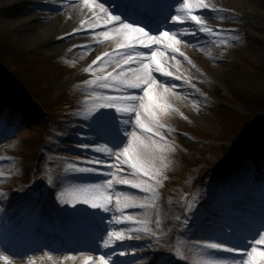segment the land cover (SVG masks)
<instances>
[{
  "label": "rangeland",
  "instance_id": "rangeland-1",
  "mask_svg": "<svg viewBox=\"0 0 264 264\" xmlns=\"http://www.w3.org/2000/svg\"><path fill=\"white\" fill-rule=\"evenodd\" d=\"M3 2H9L6 12L9 10L20 12L22 8L32 9L36 6H47L52 0H0V4ZM222 2L230 9L232 14L235 13V15L228 18H234L233 20L221 25L223 28H226L225 32L231 33V29L242 28V26L249 27L251 30L249 33L253 40L249 44H239L237 46L238 50L234 51L236 53L233 52L232 56L228 47L219 46L218 48L222 53V57L227 63L222 61L219 66L213 64V66L210 65L209 67L207 64L206 66L200 64L208 73L210 76L209 79L212 82L218 80L222 84L220 92L216 89L214 91L209 88L210 94L214 96L216 103L221 106L217 109L215 107L211 108L213 104L211 101L208 102L202 96L201 99L199 96H196L194 99H196L199 109L202 110L200 117L202 115L204 116L196 120L197 124L193 121L194 113L191 112V109L194 107L192 108L188 105L179 104L173 106V110H166L161 116L164 122L176 134L177 137H175L174 144L183 156L187 151L193 154H201L202 143L211 141L219 136L223 128L222 123L223 117L226 116L224 115L225 112L228 115L229 111L235 110L245 116L259 118L261 120L264 119V108H257L245 100V98L261 95L264 91V73H262L263 76L259 74L264 67V0H223ZM253 16L258 20L253 21ZM5 18L6 15L4 12L3 16L0 12V35H2V38L6 34L12 40L26 48L27 51L35 52L36 54L43 53L44 57L49 58L51 61L47 60L45 70L43 71H41V67H38L40 64L36 63L38 66H36L35 70L41 71L40 77L34 74L26 75L23 73V75H20L13 66H10L15 64V62L24 63V61L10 60V54L4 52L6 48L3 46L5 50H2L0 47V61L8 66V68H12L10 74L15 76L18 81L27 87L30 85V81L36 83L39 88L37 95L40 96V98L35 99L34 97L31 98L30 96L22 94L21 88L18 87L19 85L12 82L10 74H0V92L7 96L2 98V109L0 110V199L5 201L6 206L4 209L7 210L2 212L11 213L14 218L19 217L21 222L24 221L22 212L36 206L38 213L46 214L51 219L62 216L63 214L60 213H64L66 207L71 208L76 206L79 209L78 212L81 213L79 215L90 213L95 210L90 204L84 207V212L80 207L82 203L75 205L72 203H61V193L64 194L63 199L70 200L79 191V189H68L64 187L63 184L58 182V178L65 171L66 164L64 163L68 162V157H71V155L77 152H81L71 148L72 146L69 145H71L70 143L81 145L79 144L80 142L75 141V138L80 135L75 133L71 126L82 124L75 117L66 116L68 117L67 119L60 117L61 112H58V110H61L62 106L70 102L67 101L70 100L68 94L65 96L61 94H65L67 91L75 88L81 89L75 92L73 91L70 95L73 98L71 102L73 105H76L78 102L79 105H68L69 108L71 110H79L78 107L80 105L87 104L94 107L95 104L91 103L90 96H95L94 99L96 97L98 98L97 91L99 89L92 87L93 85L98 86L99 83L91 84L89 81H98L99 77L94 73L90 74L89 72L85 74L81 72V65L76 62L77 64L75 66V61L71 57H68L69 55L67 54H52L43 46L33 48V44L28 40H23V38L21 40L17 37V28L10 27V20H4ZM228 36H231L229 38L230 43L245 40L243 35L235 33ZM188 54L191 55L190 53ZM195 64L197 63L193 60V63H187L185 66L180 63L177 64L176 61L174 65L181 69L184 76L187 74L185 76L186 85L192 92L197 94L196 92L200 93L199 86L201 87L200 82L203 78L198 72H195ZM3 76L8 78V82ZM190 78L196 79L197 82L194 83ZM198 82L199 86L197 85ZM93 89L97 91H93ZM10 104L16 106L14 110L17 114L14 112L16 114L14 123L12 120L7 122L5 118L1 117V114L4 113ZM22 118H26V120L23 122ZM50 122L58 124L59 127L56 130L50 129ZM59 129L65 132L70 138L63 136L59 132ZM47 136L59 137L58 139L61 141V145L48 144L45 140ZM164 139L169 141L168 143L173 142L165 137ZM226 152L223 149L220 150V157L224 156ZM217 153L219 154V152ZM145 159L151 161V167L153 169L161 170L163 176L169 175L171 172L174 176L172 178L183 179L188 172H192L190 174L191 176L198 174V172L191 171L190 169V171L182 172L186 166H181L183 169H177L176 165H174L173 155L167 150L161 155L154 156L150 149ZM123 170L128 171L127 169ZM124 177L130 180L146 179V177L137 178L134 175ZM49 180L52 183H49ZM146 180L156 192L154 197L150 193L151 197L146 200L158 204L159 193H162L161 196L164 198L163 194L166 191L165 189H161L160 183L156 184L152 179ZM201 188L199 194H204L208 190L207 186ZM199 194H197V197H200ZM134 197L136 196L128 194L123 198L129 200ZM133 200L136 203L140 202V200L145 201L144 197L140 198V196ZM167 200H170V198H167ZM188 200L196 202L195 197L188 198ZM133 217L135 218V216ZM18 226H21V224ZM186 226H189V221ZM140 240H148L147 235H142ZM150 244H152L150 241H142L134 247L139 249V253H141L145 245H148L150 249L152 247ZM180 244V255L183 257L185 254H188V257L183 261L175 259L172 264H208L210 257L209 249L205 254L203 247H195L188 242H181ZM260 251H264V248L261 247ZM39 255L41 264H87V261L84 259L61 256L49 251L39 253ZM153 258L154 256H148L147 259L150 260L148 262L157 264V262L152 260ZM262 258L257 253V264L264 262ZM22 261L19 258L15 260L16 263ZM11 262L15 263L14 261Z\"/></svg>",
  "mask_w": 264,
  "mask_h": 264
},
{
  "label": "snow or ice",
  "instance_id": "snow-or-ice-1",
  "mask_svg": "<svg viewBox=\"0 0 264 264\" xmlns=\"http://www.w3.org/2000/svg\"><path fill=\"white\" fill-rule=\"evenodd\" d=\"M90 0H84L85 5H89ZM210 8L208 4H205L203 0H198L197 3H190V0H183V2L177 8V14L172 17V20L184 24L186 22H192L197 26L195 31L205 34H213V29L203 23L196 15H193V9ZM99 9V12L96 11ZM211 9H215V6H211ZM216 10V9H215ZM92 14L95 17V22L89 20L87 23L89 28L96 31L97 25L103 21L105 31H100L99 36L103 37L104 41H115L118 51L113 53L111 51L97 56L89 66V71L93 70V66L99 62L101 65H110L115 63L116 67L112 71H106V74L99 77L97 80L89 81L91 84L99 83L100 91H97L98 99H94L91 103L95 104L97 108H114L117 112L130 114L132 131L127 133L128 140L126 144L119 150L113 151L107 145L103 144L95 148L96 152L105 153L110 157H115L117 163L109 165V175H114L112 169L120 166H128L132 170V175L137 178L149 177L153 179V182L158 184L155 180L157 173L153 171L151 167V161L146 160L145 157L151 149L154 156L161 155L167 148L168 142L164 139L162 129L164 125L161 123L160 117L166 110H173V98H180V93L175 91L176 84L165 83L158 80L156 73L163 76H174V71L170 69L173 65L169 61H176L177 64L180 61L177 56L183 57L187 63L191 64V60L185 56L181 51V45H188L195 47L198 44L196 42H188L180 39V35L195 34L193 29L188 27L179 28L178 32L161 31L158 34H151L143 27L133 25L124 21L121 17L113 15L103 3H97L95 8L92 9ZM83 26V25H82ZM78 31V30H77ZM222 31V30H221ZM142 46V47H139ZM85 48H90L92 45H85ZM143 49H148L144 51ZM135 53V55H132ZM166 53L168 59H165ZM176 79L181 77L176 76ZM114 89L127 93L128 89H139L142 95H125L123 97H110L105 94L104 90ZM91 113L84 114L85 118H88ZM134 117V123H133ZM143 117V119H142ZM129 121H126V123ZM155 137V139L153 138ZM148 141L146 143L145 141ZM83 147H88L83 145ZM81 161L82 158L78 157ZM88 164H100L103 161L97 159H89L85 161ZM74 171L89 172L96 171L92 167L77 166L76 162L71 165ZM123 169L121 168V171ZM49 183H52L49 180ZM115 184L131 185L133 188L142 189L145 193H152L154 197L156 192L151 184L146 179L130 180L127 178L117 177L115 181L106 180L103 182L108 189L115 192ZM63 193H61V203L63 204H77L86 203L90 204L93 208H100L104 211H110L111 197L103 194L100 185L87 184L83 185L77 194L73 195L71 199H63ZM122 202L117 200L119 206ZM124 208L139 207L141 209L147 208V204H135L125 199L123 201ZM115 223H120L119 217H114ZM124 220L133 221L131 215L124 216ZM176 220L179 221L180 217L177 216ZM112 223L111 221L109 222ZM188 221L185 218L183 221V227L187 225ZM125 232L129 233L131 237L140 239L142 235L149 234V230L144 228L141 230L121 229L120 231L108 232L107 239H103V246L105 248L111 246L115 241H123L127 239ZM264 244V233L259 235L258 239L252 241L251 251L244 250L243 259L230 262V261H217L209 260L208 264H257L256 255L257 248ZM225 246L215 241H205L203 245V251L206 254L208 249H221ZM227 251H241L238 249L226 248ZM122 255L124 253H121ZM260 255H264L261 253ZM245 256L247 259L245 260ZM108 260L111 257H107ZM0 259L5 262H9L10 256L6 255L3 251H0ZM106 256L101 255L99 264H108ZM95 264V261H93Z\"/></svg>",
  "mask_w": 264,
  "mask_h": 264
},
{
  "label": "bare ground",
  "instance_id": "bare-ground-1",
  "mask_svg": "<svg viewBox=\"0 0 264 264\" xmlns=\"http://www.w3.org/2000/svg\"><path fill=\"white\" fill-rule=\"evenodd\" d=\"M62 1L67 2L61 3L59 6H57L56 3ZM194 1L196 3L198 2V0ZM221 1L223 0H218L216 3L225 6ZM203 2L209 5V0H203ZM8 4L9 2H3L2 4H0V12L2 16L3 12L6 15V18L4 20H10V27L17 28V37L19 39L22 40L23 38V40H28L33 44V48L43 46L48 51L52 52V54H69L70 56H72L73 60L81 65V71L84 73L89 72V66L92 65V62L96 59L97 56H103L104 53L111 51L113 53V58H115V53L121 51L120 49H117V45L114 40L104 41L103 37L99 36L100 31L107 30L103 25V21H101L97 25L96 31H93L89 28L87 22L89 20L95 22V17L92 14V9L95 8V5L93 6L91 2L89 3V5H85L83 0H53L50 7L34 8L31 10L24 9L20 12H14L11 10L6 12ZM96 11L99 12L98 9H96ZM252 20L254 21L258 19H255L253 16ZM85 45H92V47L85 48ZM191 51L195 52V55L199 59L204 58L215 60L220 55L216 51H213L212 49L204 46H195L191 48ZM132 55H135V53H132ZM166 59H168L167 56ZM169 63H171V61H169ZM115 67L116 64L114 62L110 65H101L99 62H97V64L93 66V70L91 72H95L100 76L106 74V71H112ZM157 78L162 82L168 83L167 81L162 80L163 78L158 75ZM170 84H176L177 88L175 89V91L181 94L180 98L178 99L174 97L173 102H179L180 104L186 103L190 106H193L194 108L198 106L193 98L194 95L191 91H189L188 88L181 86L173 80H171ZM197 110L200 109L197 108ZM193 113L196 114H193V121L195 123L197 119H201V117H204L203 115L200 117L201 114H198L195 111H193ZM10 114L11 116L9 120H11V118L13 117V112H11ZM74 115L76 116L77 114ZM112 115L120 118L126 116L124 113L120 112H115ZM120 118L117 119V121L122 122ZM86 119L88 120L89 124L99 127L106 132H110V134L119 141L123 138V136H125V133L116 126L106 128L103 121H100L92 116H89ZM48 141L52 144H60V140L56 137H48ZM101 166L104 165L102 164ZM224 201L229 206L232 204L231 198ZM47 224H45L44 226L46 227L45 230H53V224H50V226H48ZM28 227L29 225H26L25 229L28 230ZM1 236L2 235H0V237ZM2 237L7 240L8 236L5 234V236ZM13 242V240H9L10 244ZM21 245L27 248L22 243ZM93 245L95 247L100 246V244L94 242ZM85 261H89V259ZM0 264L6 263L1 260ZM18 264H41V262L38 258L32 255L29 256L25 262ZM95 264H99V262H96Z\"/></svg>",
  "mask_w": 264,
  "mask_h": 264
}]
</instances>
